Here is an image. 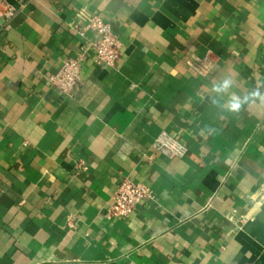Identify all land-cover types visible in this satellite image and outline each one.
Segmentation results:
<instances>
[{
  "label": "crops",
  "instance_id": "1",
  "mask_svg": "<svg viewBox=\"0 0 264 264\" xmlns=\"http://www.w3.org/2000/svg\"><path fill=\"white\" fill-rule=\"evenodd\" d=\"M7 1L18 13L0 20V264H264V99L221 107L264 93V0ZM93 15L122 42L116 68L84 53L94 31L73 28ZM208 51L218 68L202 75L189 60ZM83 53L63 94L49 77ZM224 78L233 87L218 95ZM163 131L184 157L155 149ZM125 179L154 199L110 218Z\"/></svg>",
  "mask_w": 264,
  "mask_h": 264
},
{
  "label": "built area",
  "instance_id": "2",
  "mask_svg": "<svg viewBox=\"0 0 264 264\" xmlns=\"http://www.w3.org/2000/svg\"><path fill=\"white\" fill-rule=\"evenodd\" d=\"M17 13L18 9L15 6L7 0H0V20L10 22ZM73 28L82 36L88 31H94L97 34V40L93 41L90 47H83L84 53L88 48L95 50L94 60L97 65L118 67L122 59V42L108 21L101 16L93 15L88 18L85 25L74 24ZM84 53L78 58L64 60L59 70L49 77V82L54 88L66 95L72 94L81 80ZM189 64L202 75L214 73L218 68V61L213 57L211 51L202 57H191ZM154 147L169 158H182L188 152V147L167 131L160 133ZM79 165L83 169L87 168L83 162ZM153 199L154 193L150 186L125 179L115 192L113 204L108 210V217L130 216L139 204ZM68 224L73 226L74 222L69 220Z\"/></svg>",
  "mask_w": 264,
  "mask_h": 264
},
{
  "label": "clouds",
  "instance_id": "3",
  "mask_svg": "<svg viewBox=\"0 0 264 264\" xmlns=\"http://www.w3.org/2000/svg\"><path fill=\"white\" fill-rule=\"evenodd\" d=\"M233 84L234 81L231 78H224L221 81L213 84L212 91L218 95H222L228 92V90L233 87ZM254 98L264 99V93H261L257 88L244 95L243 97L232 94L228 99L226 105L222 104L221 107L226 108V110L229 112L238 113L241 111L244 104L248 103L250 99ZM212 103L218 104L219 102L214 98L212 100Z\"/></svg>",
  "mask_w": 264,
  "mask_h": 264
}]
</instances>
